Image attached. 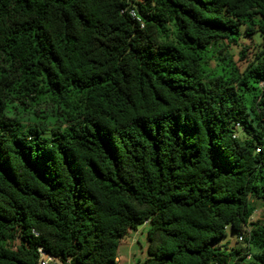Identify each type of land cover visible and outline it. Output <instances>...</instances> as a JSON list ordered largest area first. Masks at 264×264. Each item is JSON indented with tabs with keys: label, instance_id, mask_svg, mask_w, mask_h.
<instances>
[{
	"label": "trees",
	"instance_id": "obj_1",
	"mask_svg": "<svg viewBox=\"0 0 264 264\" xmlns=\"http://www.w3.org/2000/svg\"><path fill=\"white\" fill-rule=\"evenodd\" d=\"M244 39L264 0H0V264H118L145 224L143 264H264V49L240 72L223 47Z\"/></svg>",
	"mask_w": 264,
	"mask_h": 264
},
{
	"label": "rangeland",
	"instance_id": "obj_2",
	"mask_svg": "<svg viewBox=\"0 0 264 264\" xmlns=\"http://www.w3.org/2000/svg\"><path fill=\"white\" fill-rule=\"evenodd\" d=\"M229 46L230 51L233 54L234 62L237 64V67L240 69V72L246 70L248 65L252 62H256L257 54L264 49V40L263 41H253L249 39L242 40L240 46L228 45L227 42L223 44V47L227 48ZM222 47V48H223ZM247 47L246 54L240 53L243 48ZM221 48V49H222ZM225 48L222 50L225 51ZM210 67L214 68L216 61L209 62ZM256 211L251 219V221H259L264 224V203L252 199ZM148 229L147 224L139 226L136 231L131 230L129 234L120 241L118 249V264H143L147 257V248H148ZM230 237L234 236L233 233H229ZM19 241H15L11 244V247L16 249L19 246ZM230 246H244V244H237L235 238L229 240ZM55 264H61L59 261H56ZM254 264V263H252Z\"/></svg>",
	"mask_w": 264,
	"mask_h": 264
},
{
	"label": "built area",
	"instance_id": "obj_3",
	"mask_svg": "<svg viewBox=\"0 0 264 264\" xmlns=\"http://www.w3.org/2000/svg\"><path fill=\"white\" fill-rule=\"evenodd\" d=\"M238 242L244 243V237L241 235L238 237ZM39 262L38 264H55L56 260L49 254H47L42 248L39 249ZM251 259V255H248L247 262L243 264H248V261Z\"/></svg>",
	"mask_w": 264,
	"mask_h": 264
},
{
	"label": "crops",
	"instance_id": "obj_4",
	"mask_svg": "<svg viewBox=\"0 0 264 264\" xmlns=\"http://www.w3.org/2000/svg\"><path fill=\"white\" fill-rule=\"evenodd\" d=\"M119 259V258H118Z\"/></svg>",
	"mask_w": 264,
	"mask_h": 264
}]
</instances>
